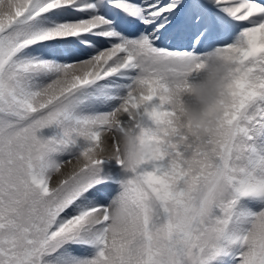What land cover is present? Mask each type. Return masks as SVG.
Wrapping results in <instances>:
<instances>
[{
	"label": "snow or ice",
	"instance_id": "snow-or-ice-1",
	"mask_svg": "<svg viewBox=\"0 0 264 264\" xmlns=\"http://www.w3.org/2000/svg\"><path fill=\"white\" fill-rule=\"evenodd\" d=\"M214 58L220 115L193 135L178 104ZM249 195L264 196V0H0V264H209L225 240L264 264V211L228 233Z\"/></svg>",
	"mask_w": 264,
	"mask_h": 264
},
{
	"label": "clouds",
	"instance_id": "clouds-1",
	"mask_svg": "<svg viewBox=\"0 0 264 264\" xmlns=\"http://www.w3.org/2000/svg\"><path fill=\"white\" fill-rule=\"evenodd\" d=\"M204 79L191 82L183 90L182 103L178 104L177 121L190 126L193 135L205 134L214 126L220 115L218 100L224 90L223 69L217 59H212L203 66ZM124 156L137 151L133 139L129 136L123 142ZM139 151H143L140 149ZM128 209L123 206H113L110 215L114 225L122 224L128 216Z\"/></svg>",
	"mask_w": 264,
	"mask_h": 264
},
{
	"label": "bare ground",
	"instance_id": "bare-ground-1",
	"mask_svg": "<svg viewBox=\"0 0 264 264\" xmlns=\"http://www.w3.org/2000/svg\"><path fill=\"white\" fill-rule=\"evenodd\" d=\"M60 132V130L58 128H56L55 126H52L50 128H46V129H42L38 135L41 136L42 138L45 139H49L52 138L53 136L58 135ZM252 201L249 198H239L235 207H234V211H233V217H237V216H249L250 218L248 219V221L243 224L238 226L240 223H234L231 224V226L229 225V227H236L233 231H237L240 235L246 234V232L248 230H250L251 228V220L254 219V214H258L262 211H264V196H256V195H252ZM229 230V229H228ZM228 231L229 234H231L232 232ZM225 246H227L228 248H223V249H232L233 250H237V246L235 247H231L232 245H227L224 244ZM247 248H240V253L242 254L243 251H245ZM226 250H223L219 255H217L215 258L209 260V264H241V260H242V255L238 256V261H229V259L227 258V254L226 256H224V253L226 252ZM230 252V250H229ZM239 252V251H238ZM235 253V252H234Z\"/></svg>",
	"mask_w": 264,
	"mask_h": 264
},
{
	"label": "rangeland",
	"instance_id": "rangeland-1",
	"mask_svg": "<svg viewBox=\"0 0 264 264\" xmlns=\"http://www.w3.org/2000/svg\"><path fill=\"white\" fill-rule=\"evenodd\" d=\"M233 211H234V209H233ZM213 215L214 216H222L223 215V213L220 211V209H218V208H214L213 209ZM239 220H237L236 218V221H238L239 223L241 222V223H243V222H245L246 220H247V217L246 216H240V217H237ZM234 223H237V222H234ZM231 224H232V221L230 222V226H231ZM236 227H229L228 229V231H231V229H232V231L235 229ZM229 233V232H228ZM224 244H227V245H232L231 247H236V246H238L237 248H244V247H246V245H243L242 243H240V242H237V243H235V244H232V243H230L229 241H227V240H225V241H223L222 242V248H228L227 246H225ZM224 250H226V249H224ZM229 250H231V251H236V250H233V248L232 249H228V250H226V252H229ZM237 253H239L240 254V252H238L237 251ZM238 260V259H237Z\"/></svg>",
	"mask_w": 264,
	"mask_h": 264
}]
</instances>
